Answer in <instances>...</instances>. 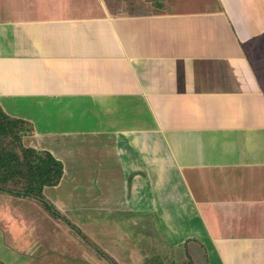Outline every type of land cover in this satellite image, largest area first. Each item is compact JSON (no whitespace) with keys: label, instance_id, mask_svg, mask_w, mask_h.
Returning a JSON list of instances; mask_svg holds the SVG:
<instances>
[{"label":"crops","instance_id":"1","mask_svg":"<svg viewBox=\"0 0 264 264\" xmlns=\"http://www.w3.org/2000/svg\"><path fill=\"white\" fill-rule=\"evenodd\" d=\"M259 1L0 0V107L62 163L41 198L100 227L102 253L69 223L49 245L57 214L13 195L0 249L24 264L56 245L54 264H264Z\"/></svg>","mask_w":264,"mask_h":264},{"label":"trees","instance_id":"2","mask_svg":"<svg viewBox=\"0 0 264 264\" xmlns=\"http://www.w3.org/2000/svg\"><path fill=\"white\" fill-rule=\"evenodd\" d=\"M24 121L13 119L0 107V191L15 196L38 198L51 212L56 211L41 199L45 186L58 184L62 163L49 151L25 146ZM15 144V150L10 147Z\"/></svg>","mask_w":264,"mask_h":264},{"label":"rangeland","instance_id":"3","mask_svg":"<svg viewBox=\"0 0 264 264\" xmlns=\"http://www.w3.org/2000/svg\"><path fill=\"white\" fill-rule=\"evenodd\" d=\"M148 1L149 2H154V1H158V0H148ZM170 1H171V4H173L174 8H179V9L185 8V9H188V10H189V8L187 7V5H189L191 7L190 9H192V10L198 9V8H200V9H210L209 8L210 7L209 5L212 2H215V0H186L187 2L185 0H170ZM255 3L260 8V1L259 0H256ZM177 4H180L181 7H177L178 6ZM215 4L216 3H214V5ZM28 125H29V123L24 122V128H26L25 129V134H27V133L29 134V131H30L29 130L30 129L29 127H31V126L30 125L28 126ZM21 141H22V138H21ZM16 143H17V141L16 142L14 141V143L11 144L10 147H13L15 150H17L15 148V144ZM80 177L83 178L82 174L80 175ZM9 195H12V194H9V193L0 191V196L2 198L8 197ZM13 196H15V195H13ZM41 199L42 200L44 199V201H47L45 198H41ZM55 211H56V213L55 212L54 213L57 214L56 217L59 218L61 224H63V225H61L60 227H57V229H55L53 231V233L49 236V238H48V240H49L48 241V244L49 245H51V246H53V244L55 245L56 244V239L58 241H62L63 240V237H61V236L63 235V231H64L65 227L69 226L67 223H69L70 226L73 227V228H75V230L79 234H81L83 236V238L87 242L89 241L91 243V245H95L96 248L91 247L92 250L96 254L98 252L101 255L102 252L100 250H97V249H100V248H98V246H99L98 245L99 238L96 239L95 237H93V231H98V234H101L100 227H98V228L97 227H93L92 228V227H89L87 225H84L83 226V225H81V224H83L82 222L70 221V218L69 217H66V216L61 215V213L57 209ZM74 216L77 217L76 215H74ZM121 224H124V222H116L115 228L120 227ZM1 229H3V227H0V231H1ZM11 231H13V230L11 229ZM4 232H5V230H4ZM54 232H57V233H54ZM142 232L144 233L146 231H142ZM26 234H28V230H26ZM10 242H11V240H10ZM13 244L14 245H12V247H11V250L12 251H18V252L22 251V253H23V250H24L22 248L23 245L20 246L18 243H15L14 240H13ZM88 244L89 243H82V242H79L78 243V242H75V244L73 243L70 246H68L69 248H67V249H69V251L74 252L73 255L77 256V255H80L83 252H88V250L85 249L86 248L85 246H87ZM60 248L61 247L59 245L58 246L56 245V247H54V249H52V248H46V251H45V253H44L43 256L47 257L48 260L47 261H43L44 264H48V263H53L54 264L55 262H53L52 257L55 256V255H58L55 252H57ZM88 254L90 255V253H88ZM96 254L91 253V258H93V256L96 257ZM103 255H105V254L103 253ZM14 257H15V255H10L8 252H3L0 249V264H24V263H22V259L20 257H16V258H14ZM155 259L157 260V257H155ZM161 259L163 260V257L162 256H161ZM75 260L76 261H74V262H77L78 261V258L75 259ZM77 264H80V262H78Z\"/></svg>","mask_w":264,"mask_h":264}]
</instances>
